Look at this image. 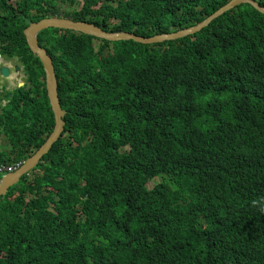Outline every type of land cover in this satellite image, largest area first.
<instances>
[{
	"label": "trees",
	"instance_id": "trees-1",
	"mask_svg": "<svg viewBox=\"0 0 264 264\" xmlns=\"http://www.w3.org/2000/svg\"><path fill=\"white\" fill-rule=\"evenodd\" d=\"M230 1L0 0V57L26 78L0 93V168L55 127L31 23L57 16L150 39ZM38 42L65 130L0 198V264H264L263 14L239 5L154 46L57 29Z\"/></svg>",
	"mask_w": 264,
	"mask_h": 264
},
{
	"label": "water",
	"instance_id": "water-1",
	"mask_svg": "<svg viewBox=\"0 0 264 264\" xmlns=\"http://www.w3.org/2000/svg\"><path fill=\"white\" fill-rule=\"evenodd\" d=\"M243 4L251 5L254 9L264 15V8L253 0H232L219 11H217L195 27L181 30L172 34H162V36L150 39L136 37L133 36V34L129 33L107 34L104 33L101 29L96 28L95 26H89L88 24L84 23H74L67 20H58L55 18L44 19L38 23L31 24L27 29H25L24 36L26 38V42L30 52L40 61L43 66L46 76V89L55 117V128L45 144L39 150H37L32 157H30L13 174H9L7 177H4L2 179L0 184V197L5 196L8 193L9 189L19 182L22 176L28 174L30 171L36 168L43 157L50 152V150L53 148V145L60 139L65 130V110H63L59 99L58 81L56 78L53 61L48 56L47 52L41 49L38 44V36L42 31L49 28H55L80 32L86 34V36L88 34L89 37H93L95 39L107 41L110 43L132 42L136 45L141 46L162 45L164 43L178 42L182 39L194 36V34L208 27L217 18ZM15 72L19 74L21 72V69L16 67ZM1 76L4 79H8L10 76V71L6 68H3L1 70ZM23 85V83H19L18 87H22Z\"/></svg>",
	"mask_w": 264,
	"mask_h": 264
},
{
	"label": "clouds",
	"instance_id": "clouds-1",
	"mask_svg": "<svg viewBox=\"0 0 264 264\" xmlns=\"http://www.w3.org/2000/svg\"><path fill=\"white\" fill-rule=\"evenodd\" d=\"M14 1V0H13ZM232 1V0H231ZM230 1V2H231ZM59 5V4H58ZM227 5V4H226ZM225 6V5H224ZM223 6V7H224ZM222 7V8H223ZM64 9V11H70L71 10V8L70 7H67V6H65V7H63ZM77 7L75 6L73 9H76ZM221 9V8H220ZM219 9V10H220ZM219 10H217V11H219ZM233 10V9H232ZM216 11V12H217ZM231 11V10H230ZM215 12V13H216ZM214 14V13H213ZM212 14V15H213ZM53 18H55V19H58V20H67V21H70V22H74V23H84V24H88L89 26H95L96 28H98V29H101L104 33H107V34H119V33H125V32H112V31H106L104 28L105 27H103L104 26V24H103V26L102 27H99V26H97L96 24H94V23H89V22H82V21H74L73 19H70V18H64V17H57V16H55V17H53ZM209 18V17H208ZM45 19H52V17H48V18H45ZM218 19V18H217ZM216 19V20H217ZM42 20H44V19H42ZM42 20H40V21H42ZM40 21H38V22H40ZM205 21V20H204ZM215 21V20H214ZM38 22H34V23H38ZM203 22V21H202ZM201 22V23H202ZM31 24H33V23H31ZM30 24V25H31ZM200 24V23H199ZM29 25V26H30ZM198 25V24H197ZM196 25V26H197ZM28 26V27H29ZM27 27V28H28ZM195 27V26H194ZM26 28V29H27ZM107 29H111V28H108V27H106ZM192 28V27H191ZM49 29H55V28H49ZM189 29V28H188ZM47 30V29H46ZM57 30H61V29H57ZM182 30H185V29H182ZM45 31V30H44ZM61 31H68V30H61ZM179 31H181V30H179ZM179 31H177V32H179ZM202 31V30H201ZM200 31V32H201ZM68 32H71V33H75V34H78V36H86V34H83V33H80V32H74V31H68ZM174 33H176V32H174ZM199 33V32H198ZM168 34H172V33H168ZM197 34V33H196ZM194 36H195V34H194ZM39 37V36H38ZM87 37H89L88 36V34H87ZM156 37H158V36H156ZM91 38H93V37H91ZM141 38V37H140ZM154 38V37H153ZM189 38V37H188ZM93 39H95V38H93ZM146 39V38H145ZM186 39V38H185ZM95 40H98V39H95ZM183 40V39H182ZM98 41H102V40H98ZM102 42H107V41H102ZM110 43V42H109ZM120 43H123V42H120ZM38 44H39V42H38ZM116 44V43H115ZM40 47V46H39ZM41 48V47H40ZM42 49V48H41ZM44 50V49H43ZM46 51V50H45ZM47 52V51H46ZM48 54V53H47ZM49 56V55H48ZM50 57V56H49ZM51 58V57H50ZM52 59V58H51ZM0 61H1V63H0V78H2L3 79V77L1 76V70L3 69V68H6V69H8L9 71H10V76H9V78L8 79H3V80H5V81H9L10 79H11V77H12V75H17V77H20V76H24V79L23 80H19L18 82H17V86H16V88H21V87H18V85H19V83H23V84H25V75H24V69H23V67H21L19 64H18V62L16 61V60H5V59H3L2 57H0ZM52 61H53V59H52ZM9 62H14L17 66L16 67H18V68H20L21 69V72L19 73V74H17L16 72H15V68H14V70L12 71L8 66H7V63H9ZM40 62V61H39ZM42 65V64H41ZM53 65H54V63H53ZM54 70H55V67H54ZM45 73V72H44ZM56 74V73H55ZM45 79H46V76H45ZM24 86V85H23ZM22 86V87H23ZM16 88H14L13 89V91L16 89ZM7 92H12V91H6V89L4 90V88H3V91H0V93L2 94V95H5ZM48 93V92H47ZM60 99V98H59ZM3 101H6L5 99H2ZM3 101H2V103H3ZM50 101V100H49ZM61 103V102H60ZM7 104V103H6ZM5 104V105H6ZM51 105V104H50ZM51 108H52V106H51ZM53 111V110H52ZM55 118V117H54ZM55 128V127H54ZM64 133V132H63ZM52 134V133H51ZM63 135V134H62ZM61 135V136H62ZM50 137V136H49ZM47 141V140H46ZM45 144V143H44ZM36 153V152H35ZM34 153V154H35ZM32 157V156H31ZM28 160V159H27ZM26 160V161H27ZM26 161H24V162H21V163H18V164H13V165H11V166H3V167H1L0 168V184H1V181H2V179L4 178V177H7L9 174H13L18 168H20ZM34 170V169H33ZM32 170V171H33ZM31 172V171H30ZM29 172V173H30ZM28 173V174H29ZM27 175V174H26ZM23 177V176H22ZM20 181V180H19ZM17 184V183H16ZM11 189V188H10ZM9 189V190H10ZM9 192V191H8ZM7 195V194H6ZM5 195V196H6ZM3 197V196H2ZM1 198V197H0Z\"/></svg>",
	"mask_w": 264,
	"mask_h": 264
},
{
	"label": "rangeland",
	"instance_id": "rangeland-1",
	"mask_svg": "<svg viewBox=\"0 0 264 264\" xmlns=\"http://www.w3.org/2000/svg\"><path fill=\"white\" fill-rule=\"evenodd\" d=\"M65 7V6H64ZM1 63V61H0ZM7 66L13 71L14 68L17 66L14 62L7 63ZM4 79V78H3ZM2 78H0V91H3L6 89V91H13L14 88L17 86V82L24 79V76L17 77V75H12L11 79L9 81H5ZM17 81V82H16ZM7 102L3 101V105H5ZM5 146H1V150L3 151ZM161 179H156L155 182H160ZM152 184V183H150ZM149 187V186H148Z\"/></svg>",
	"mask_w": 264,
	"mask_h": 264
}]
</instances>
